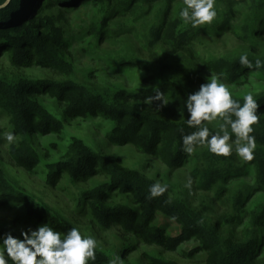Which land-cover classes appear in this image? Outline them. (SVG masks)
<instances>
[{"label": "rangeland", "instance_id": "rangeland-1", "mask_svg": "<svg viewBox=\"0 0 264 264\" xmlns=\"http://www.w3.org/2000/svg\"><path fill=\"white\" fill-rule=\"evenodd\" d=\"M140 2L143 3V0ZM107 6L110 10L107 14L109 26L98 41L93 27L101 21ZM160 6L162 11L171 7L168 23L175 26L180 19L179 12L184 6L183 0H164L146 5L145 15L137 20L135 17L142 12L141 9L134 16L136 6H131L128 10L123 9L121 0H105L99 3L96 0L77 9L61 10L56 5H50L44 10V14L54 20L56 34L64 37L65 43L60 45L58 53L71 65L72 75L66 76L52 67H39L36 64L15 67L9 53L4 52L0 56V76L51 83L73 80L114 91H136L140 88L151 89L156 84L147 82L148 74L134 67L117 68L122 66L121 63H116L117 58L132 56L140 58L145 64H168L178 66L181 70L197 71L205 69L211 61L221 57L233 58L249 54L264 58V35L257 38L258 44L240 36V26L248 13L247 6L243 4L234 7L233 22L223 26L222 34L214 32L217 31L216 24L219 22L217 15L212 24L194 29V32H198L196 37H190L183 44H176L173 39L164 35L158 45L148 47L145 33ZM120 28L130 29L123 32ZM30 55L33 56V53ZM210 75L215 74L210 72L208 77ZM245 76V80L243 78L234 84L226 83L233 95L244 98L248 92L255 95L264 91L262 74L248 70ZM193 89L195 92L199 87ZM37 102L61 120L62 128L47 136L33 134L27 137L29 145L40 159L35 167L19 166L11 157L12 145L0 138V167L14 186L34 196L39 204L64 218L73 227L80 228L84 235H93L98 241L96 250L110 256L109 261L119 255L124 264H156L155 258L169 260L174 264H209L211 252L204 249V243L197 235L180 240L179 245L174 247L149 241L142 235L128 233L115 225L108 229L102 228L89 206V194L82 196L81 193H89L107 183V176L98 170L96 175L81 182L71 179V176L63 171L61 178L55 184L51 183V167L65 156L72 137L83 141L100 156L137 173L153 184L159 181L167 185L168 191L163 194L166 200L179 201L189 210L200 212L219 236L241 241L250 233L252 213L260 204H264V187L258 182L254 161H244L235 153L230 157L216 156L210 153L207 147H199L192 154L185 153L181 164L170 167L159 153L155 154L134 145L122 146L112 140L114 124L108 119H74L68 115L61 100L50 95H41ZM134 103L168 121L181 120L179 117L173 119L167 113L157 112L148 104L142 105L137 101ZM2 111L0 108V136L8 131L14 132L17 135L14 146L20 148L23 140L13 127L11 118ZM208 126L214 130L218 129L219 122H209ZM258 147L257 144L255 151ZM173 153L171 152L172 155ZM214 165L225 171L224 176L211 188L204 187L203 173L209 166ZM115 191L116 197L118 196L115 199L117 203L137 205L125 197V194L117 192L119 186ZM236 194L243 195L242 205L235 204L233 197ZM28 212L25 203L19 205L11 202L7 207L0 209V237L11 232L13 236L22 238V230L35 229L45 223L30 219ZM151 226L163 229L165 241L170 236H177L182 232L179 223L171 221L161 213L155 216ZM255 234L261 239L257 248V254L261 256L253 264H257L264 257V225L257 228ZM105 260L106 258L99 263L109 264V261L105 263ZM9 264L12 262L9 261Z\"/></svg>", "mask_w": 264, "mask_h": 264}, {"label": "trees", "instance_id": "trees-1", "mask_svg": "<svg viewBox=\"0 0 264 264\" xmlns=\"http://www.w3.org/2000/svg\"><path fill=\"white\" fill-rule=\"evenodd\" d=\"M95 1L10 0L7 7L0 9V56L4 52L9 53L15 67L36 64L39 67H52L66 76L72 75L71 65L58 53L60 45L65 43L64 37L56 34L55 22L46 17L44 10L50 5H56L61 10L77 9ZM100 1L105 0H98V3ZM140 1L142 0H121L123 9L128 10L131 6H136L134 16L141 9L142 12L135 17V20L145 15L146 5L164 2V0H143V3ZM2 2L3 0H0V3ZM216 4L219 22L216 24L217 31L214 30V32L222 34L223 26L233 22L234 7L243 4L247 6L248 13L240 26V36L258 44L257 38L264 35V0H216ZM109 11L107 6L101 21L93 27L98 41L109 26V15H107ZM170 12L171 7L162 11V6L155 12L153 21L145 33L148 47L158 45L164 35L173 39L176 44H183L190 37L191 39L196 37L198 32H194V29L186 25L181 18L175 26L170 25L168 23ZM129 29L120 28V31L126 32ZM31 53L33 56L30 55ZM248 56L253 63L256 59L264 60L262 57L257 58L249 54ZM239 57L217 58L201 71L181 70L178 66L168 64H145L140 58L132 56L117 58L116 63L122 65L117 68L134 67L148 74L147 82L158 85L151 89L140 88L136 91L124 89L114 91L73 80L51 83L0 76V108L11 118L13 127L23 140L20 148L11 146V157L19 166H37L40 162L39 156L29 145L27 137L33 134L47 136L62 128L61 120L37 102L41 95H50L54 99L61 100L66 106L68 115L74 119L102 117L112 121L114 128L111 139L119 145H134L155 154L159 153L168 166H178L186 153L183 151L182 135L198 130L188 126V112L185 108V100L194 92L193 88L205 83L210 72L224 73L223 80L229 84H234L243 78L245 80L248 70L264 76V68L257 70L242 67ZM157 92L163 93L164 99L169 103L164 105L162 101H154L148 105L157 112L167 113L173 119L181 118V113L180 121H168L134 103L137 101L144 105L145 99ZM254 96L261 103L259 112L264 113V91ZM234 98L243 103V98L235 95ZM254 128L256 143L259 147L255 151V160L252 161L257 169L258 182L261 183V187H264V117ZM210 129L213 132L218 130L211 127ZM67 147L69 149L62 160L51 167L49 174L52 178L51 183L55 184L61 178L63 171H66L71 179L81 182L96 175L98 170L107 176V183L89 193H81L82 196L89 194V206L102 228L108 229L115 225L128 233L142 235L149 241L174 247L179 245L180 240L197 235L203 241L204 249L211 252L209 264H253L260 258L257 248L260 246L261 239L256 236L255 230L264 225V204H260L253 211L252 226L248 236L241 241H233L219 236L207 224L200 212L189 210L179 201H168L163 195L152 198L149 192L152 182L100 156L76 137H72ZM171 152H174L173 155ZM224 172L215 165L209 166L203 173L204 187L211 188L224 176ZM117 186H119L117 192L125 194V197L137 205L117 203L115 201L118 197L115 194ZM233 198L237 206L242 205L244 200L242 194H236ZM11 202L19 205L25 203L30 219L45 222L57 231L64 232L73 227L64 218L53 214L47 207L39 204L34 196L14 186L0 167V209L7 207ZM158 213L179 223L182 226V232L177 236H170L165 241L163 229L151 226V222ZM104 258H106L105 263H108L110 256L96 250V259L90 261V264H100L99 262H102ZM155 259L156 264H174L169 260ZM257 264H264V257Z\"/></svg>", "mask_w": 264, "mask_h": 264}, {"label": "clouds", "instance_id": "clouds-1", "mask_svg": "<svg viewBox=\"0 0 264 264\" xmlns=\"http://www.w3.org/2000/svg\"><path fill=\"white\" fill-rule=\"evenodd\" d=\"M9 2L3 0L0 9L7 7ZM183 4L179 16L193 29L210 25L217 17L216 0H183ZM239 63L248 69L264 68V60L256 59L253 63L248 54H241ZM223 77L224 73L210 75L185 100L188 126L198 130L182 135L183 151L192 154L197 148L206 146L216 156L230 157L235 153L242 160L251 161L257 148L254 126L264 117V113L259 112L261 103L252 92L244 96L243 103L235 99ZM154 101H162L164 105L169 103L161 92L147 97L144 103ZM212 121L219 122L215 132L208 126ZM0 138L8 145L17 142V135L12 131L3 133ZM167 191V185L159 181L149 189L152 198ZM21 237H15L11 232L0 237V264H9V261L12 264H90L96 259L97 239L90 234L84 235L78 227L61 232L44 223L35 229L22 230ZM109 264L124 262L115 255Z\"/></svg>", "mask_w": 264, "mask_h": 264}]
</instances>
